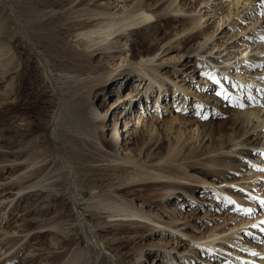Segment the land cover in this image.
<instances>
[{"label":"rangeland","instance_id":"obj_1","mask_svg":"<svg viewBox=\"0 0 264 264\" xmlns=\"http://www.w3.org/2000/svg\"><path fill=\"white\" fill-rule=\"evenodd\" d=\"M138 1L140 0H91L88 4L99 5L107 12L116 13L113 16L118 17V12H125ZM170 1L156 0L155 3V0H143V3L150 2L149 5H152L153 9H162ZM176 3L184 5L183 12H174L173 7L158 11L170 17L167 24L163 22L158 24L164 26L165 34L178 35L182 41L187 34H190L189 31L178 33L182 29L181 23L189 17L188 15L207 13L202 20L200 19L203 23L200 29L207 28V30L215 29L218 17L225 16L224 21L226 22H221L218 30L206 44L208 48L214 46L211 52L199 58L207 61L210 56L222 61L217 71L225 73L237 82L239 88L235 91L236 100L245 105L242 107L245 111L250 110L259 114L260 118L255 117L254 121H264V83L261 82L264 80V14H262L264 5L260 3V0H176ZM6 8L0 3V242L18 234L16 229L12 228L16 227L19 230L29 222L35 223L38 219L45 220L41 222L43 227L34 228L31 232L23 230L25 232L19 235L26 236L25 239L14 243L15 246L12 243L8 244L7 247L12 249L6 253L0 249V264H17L29 257L35 258L36 263H45L43 258L52 256L53 253H67L59 264H79L69 261L72 253L82 250L87 253L89 250L87 251L84 235L78 229L76 222L78 218L88 224H93L95 231L103 227L113 228L112 233L103 234L104 236L94 235V239L104 245L103 251L108 256L107 261L115 264L118 251L113 250L109 243L129 238L127 233L118 234L117 230L126 227L134 229L139 227L140 223L150 222L146 220L139 222L138 219L126 220L122 217L111 218L107 213L109 209L103 210L104 207L94 206L93 203L110 194L121 198L119 199L121 202L129 201L134 207H140L144 197L126 195L119 197L120 194L117 195L115 189L158 181H173L191 186L194 189L195 198L176 190L169 202L164 203L163 199L159 204L158 198L151 199L152 203L149 204L146 212L149 213L151 209V217L160 215L162 219L170 220L171 215L168 214L171 213V206L179 201L178 208L190 217L189 222L192 223V226L190 224L183 226V221H181L179 229L193 231V236L197 239L192 240L178 231L154 224L157 228L145 232L146 239L139 245L143 250V256L135 263L141 261V264H241L243 260L254 264H264V253L248 256L247 250L243 248L236 250L235 247L226 246L227 250L210 246L213 239V236H210L212 233L216 234L226 230L217 236L220 237L216 240L218 242L221 241V237H227L230 233L246 232L248 242L252 246L255 244L252 250L263 249L264 252V231H261L264 227L259 226L261 224L264 226L262 223L264 222V204L261 203L264 201V145L252 148L254 152L250 157H242L234 152L247 147L242 141L239 144H236L237 141L234 142L232 153H217L216 156L221 155L220 157L242 159L241 163H236L232 168L212 165L202 156V159H190L187 162L170 165L162 164L158 168L148 169V172L144 168H136L120 159L121 154H125L124 150L115 154L103 149L107 154L103 157L96 150L100 147L93 149L83 146L82 152L85 154V160L76 163V160L69 159L70 173L81 185L75 181L76 185L71 190L66 187V177L60 162L66 157L62 147L66 146L67 142L62 139L56 140L55 136H52V130L53 128L66 129L64 128L66 118L75 112L78 106L82 104L83 107L87 103L85 99H81L84 91L80 88L81 85L100 73L92 75L87 71H76V64H73L75 62L71 59L75 57L74 52L54 58L48 46L40 42V37L30 40L23 35L20 28L15 27L14 21L6 18L7 12L10 13ZM3 9L6 11L4 12ZM192 9H195L194 12ZM187 10H190L189 14L185 13ZM227 14L229 17H226ZM152 21L150 23H154V20ZM134 27L136 26L131 28ZM63 36L64 34L58 30L50 34V37L56 38ZM158 36L161 37L156 34L155 38ZM249 36L252 38L250 47L253 48L252 51L250 48L246 51L248 43L243 42V39ZM77 39H72V43L68 46L75 47L74 42ZM202 39L203 36L196 41H191L187 48ZM32 40L36 47L29 44ZM141 42L146 43L145 40ZM235 45L238 47H234ZM128 47L125 45L121 47L122 51L115 52L114 49H119L118 45H114L112 51L117 54L115 57L105 56L102 51L89 55L85 53L84 59L86 60L84 61L92 67L103 66L115 71V63L125 55L124 53L119 56L120 53ZM182 49L183 46H181ZM176 52L173 51L170 54ZM166 56L168 54L165 52V54L157 55L156 59ZM194 56L195 53L183 55L182 59L177 62L178 69H173L169 64L160 66L161 79L168 88V99L163 101L157 99V88L155 86L151 88L149 81L142 82L140 86L138 82L133 83L136 80L132 77L133 73L131 79L125 84L116 82L112 85L106 84L105 90L97 93L93 100L96 108L102 111V118L98 119L104 123L101 127L102 138L107 139V132L116 124L120 132L114 135V139L120 138V143L122 137L126 140L129 132H124L129 127L132 133L130 138H133L137 128L143 125L144 118L149 123L155 121L160 131L163 151L167 147V141L173 138L172 134L169 135V132L165 130V126L163 127V123L170 118L179 116V114L185 118L186 123L182 125L185 134L181 143L185 142L186 147L194 142L192 134L196 127H199L200 131L207 130L208 124L206 123L210 120H213L214 127L223 123L225 120L221 112L223 106L216 101L217 87L209 79L210 72L204 73L203 71L208 68L205 64L202 66L201 62L198 63ZM226 65L233 69L232 73L235 75L221 69ZM121 68L123 67L119 69ZM166 77L173 79V82L165 79ZM174 83L187 88L188 96L185 103V97L184 95L180 97L181 94L180 98L175 101L176 103H171L174 96ZM137 93L142 95L143 99L134 100V104L128 105L131 96ZM202 101L208 102L207 107L199 106ZM167 102L169 104L165 107ZM104 110L107 111L103 112ZM211 111L215 114L214 117H209ZM139 115L142 117L140 118ZM56 116L58 118L54 123L53 118ZM262 130H264V125L259 126L253 133ZM75 136L78 144L81 145L85 136L77 133ZM258 137L263 140L264 132ZM207 138L204 137L201 141L202 150L205 148L204 145L209 143ZM95 141L98 142V140ZM84 169L88 182L104 180L102 191L99 193L92 191L88 183L82 187ZM154 175L161 177L155 178ZM20 186L24 188L19 189ZM155 189V187L151 188V194ZM218 192H223V195ZM47 203L48 209L38 210L42 204ZM237 203H239L238 206ZM243 209H252V212L249 214ZM236 224H238L237 228L228 229ZM211 229L214 231H210ZM8 230L11 233H8ZM60 236H65L67 239L66 246L62 244ZM25 242L28 244L25 245ZM197 245L210 246L213 254L203 253L201 248H196ZM172 247H175L171 251L172 256L176 257L175 261L169 255L164 254ZM20 249L21 251L15 255ZM136 249L138 248L131 245L127 251L133 253ZM182 255L185 257L181 258ZM92 257L96 264L100 262L103 255ZM236 258L238 260L234 263L233 260ZM34 261L32 263H35ZM108 262L102 264H109Z\"/></svg>","mask_w":264,"mask_h":264},{"label":"bare ground","instance_id":"obj_2","mask_svg":"<svg viewBox=\"0 0 264 264\" xmlns=\"http://www.w3.org/2000/svg\"><path fill=\"white\" fill-rule=\"evenodd\" d=\"M89 1L91 0H0V3L5 8L6 6H8V8L6 9H8L10 13L7 12L6 18H9L10 21H14L15 27L18 29L20 28L23 31V35H25V37L29 38L30 40L32 38L35 39L37 37H40V42H43L48 46V48L55 56L54 58H58L60 57L59 55L66 53L68 54L69 52V54H73L74 52L75 57H72L71 59L73 60V62H75L73 64H76V66H74L76 67V71L78 72L87 71L92 75H94V73H100L98 75H94L93 78L89 79L88 81H85L84 83L82 82V85L80 84L82 87H79L84 90L81 94V99H85L87 103L83 107L82 104L78 106L76 111L71 113L66 118L64 122V128L66 129L58 130L53 128L52 130V136H55L56 140L62 139L63 141L67 142L66 146L62 147V151L66 157L62 158V161L60 162V166L63 169L66 177V187L71 190L73 186L76 185V182L78 183V185H81V183L75 180L73 174L70 173V160L74 159L77 163L86 159L85 154L82 152L83 146L93 149H96V147H100L102 151L100 148H97L96 150H98L100 155L103 157L107 155L103 151V149L109 150L112 153L114 152L115 154H118L121 152V150H124L125 154H121L120 159H122L124 162H127V164L129 163L133 165L136 168H144L145 171L148 172V169L158 168V166H161L162 164L170 165L171 163L174 164L177 162H187L190 159H202V156H204L209 162H211L212 165L232 168L233 165L239 163L240 161H242V159L239 157H220L221 155H216L223 154L225 152H233L234 142L236 141V144H239L240 141H242V143L244 142L247 146L246 148H244V150H240L237 152L234 151L237 155L242 157H250V155H252V153L254 152L252 148L258 145H264V139L262 140L260 139V137H258L262 132H264V130L258 131L255 134L253 133L255 129L257 130V128H259V126L264 125V121H254L255 117H257L258 119L260 118L258 116V113H253L250 110L245 111L242 107L234 106L239 104V102L235 98V91L236 88H239V86L237 85V82H234V78L226 75L223 72L217 71V67L220 63H222V61H220L219 59H214L210 56L207 58V61H203L199 58L200 56L211 52V49L214 47L213 46L208 48L206 47V44L218 30L221 22H226V20L224 21V15L218 17V20H216V28L211 30H207V28L200 29V27L203 25L201 20L207 15V13H202V15H188L189 17L184 19L181 23L182 29L178 33L189 31L190 34H187L185 36V39L182 41L178 37V35L171 36L165 34L164 26L158 24L159 22L166 23L170 20L169 16L158 11L173 7V9H171L174 12H183L184 5L182 3H176V0H171L165 5L164 8H158L159 10L153 9L152 5H149L150 2L146 4L143 3V0H140L134 3L132 7L130 9H127L125 12H118V17L113 16L116 13L107 12L105 8L96 5L95 3V5L88 4ZM192 10L194 12L195 9ZM5 11L6 10H4V12ZM55 11L58 12L56 13ZM189 11L190 10L184 12L188 13ZM226 17H229V14H227ZM17 20L19 23L17 22ZM152 20H154V23H150L153 22ZM132 26L136 27L131 28ZM57 30L63 33L64 36L60 38L50 37V34L53 32H57ZM19 32L20 31H18V33ZM156 34L161 35V37L158 36L159 38H155ZM202 36L203 39L201 41L195 42L193 45L187 48V45H189L191 41H196L202 38ZM74 38L77 39L74 42L75 47H72V45L71 47L68 46L69 43H72L71 41ZM251 39L252 38L250 36L243 39V42L248 43L245 48L246 51L252 46ZM142 40H145L146 43L141 42ZM32 41L29 42V44L32 47H36L34 40ZM114 45H118L119 49H114L115 52L122 51L121 47H124L125 45L129 46L127 50L123 49V52L120 53L119 56H122L124 53L125 55L122 56L119 62L115 63V71L103 66L92 67V65L90 66V64L85 63V53H88L89 55L97 51H102L105 53V56L115 57L117 54L112 51ZM181 46H183L182 50ZM234 47H238V45H235ZM252 50L253 48H250V51ZM173 51L177 52L175 54H170ZM165 52L168 54V56L156 59L157 55L165 54ZM190 53H195L194 57L198 61V63L201 62L202 66H204L205 64V67L208 68V70H203L204 73L210 72L209 77L214 76L221 82L220 86H217L213 83L212 84L217 87V92L223 91L225 94L224 96L217 95L216 97L217 103L223 106V110L221 111L223 112L222 115L225 118L223 123L219 124L217 127H214L213 120H210L206 123L208 124L207 130L203 129L202 131H200L199 127H196L194 129V134H192L194 142L186 147L185 142L181 143V141L183 140V135L185 134V129L182 128V125L186 123L185 118L180 114L179 116L170 118L163 123V127L165 126V130L169 132V135L172 134L173 138H170V140L167 141V147L166 149H163V151V146L160 143V131L159 128H157V126L155 125V121L149 123L144 120V118L143 125L141 126V128H137L133 138H130V135L132 133H130L129 127L126 128L124 132H129L126 140H124V137H122V141L120 143V138L114 139V135L120 132V130L117 129V124L114 125L109 130V132H107V139L102 138L101 127L104 124L100 121V118H102V111L96 108L93 100L96 97L97 93L105 90L106 84L112 85L114 84V82H116L117 84H125L128 80L131 79V75L133 73L132 77L136 78L133 83L138 82V86H140L142 82L149 81L151 83V88L154 86L157 88V99L161 101L166 100L168 99V88L165 87V83L161 79L162 75L160 74V66L163 64H169L172 65L173 69H178L177 62L182 59L183 55H189ZM127 57H129V60L127 59ZM210 63H214L215 65L212 66ZM120 67L123 68L119 69ZM221 69H223V71L227 70L229 74H234L232 73L233 69L227 65L221 67ZM165 79L173 82V79L169 77H166ZM261 82L264 83V80ZM173 90L174 96L171 103H176L175 101L183 95L185 97V103V99H187L188 96L187 88L174 83ZM180 94L181 96L179 97ZM137 99L142 100L143 96H140L139 93L135 94L134 96L132 95L131 99L128 102V105L134 104V100ZM168 104L169 102L165 104V107H167ZM202 105H205L207 107L208 102H200L199 106ZM107 110H104L103 112ZM214 115L215 114L212 111L211 113H209V117H214ZM139 116L140 118L142 117L141 115ZM57 118L58 116L53 118L54 123H56ZM75 133L85 136V138L82 139V146L78 144V139L76 138ZM103 134L105 133L103 132ZM204 137H208L207 140L209 141V143L207 145H204L205 148L204 150H202L200 148V144H202L201 141L204 139ZM95 140H98V142H96ZM260 140H262V142ZM85 173L86 170L84 169L82 171V177L84 176V179H82V187L84 186V184L88 183L92 191L96 193L102 191L104 180L98 179L93 182H88V179L85 178ZM154 177L158 178L161 176L154 175ZM20 187L19 189L24 188ZM153 187H155L156 189L154 190V193L151 194V188ZM176 190L195 198L194 189L191 186L178 184L173 181H158L147 182L138 186L132 185L123 187L121 189H115V193L117 195L120 194L119 197H121V195L130 197H144L140 207H134L129 201L121 202V200H119L121 198H117L116 196L110 194L101 197L98 201H95L93 203L94 206L104 207L103 210L109 209L107 212L108 217H122L123 219L126 218V220L138 219L139 222L140 220H146L150 222L140 223L139 227H136L134 229L126 227L121 230H117L118 234L127 233L129 238L120 242L109 243L110 247L113 250L118 251V256L115 264H141V261L135 263L136 260H139L143 256V250L140 249L139 245L146 239L145 232L147 230H153L157 228V226L167 227L173 231H178V233L180 232V234L188 236L192 240L197 239V237L193 236V231H181L179 229L181 226L179 222L181 221H183V226L190 224V217L178 208L177 204H179V201L176 205L171 206V213H167L169 216L171 215L170 220L162 219L160 215L151 217V209H149V213L146 212L149 208V204L152 203L151 199L158 198L159 204L162 203L163 199L164 203L169 202ZM218 193L223 195V192ZM217 196L219 195L217 194ZM217 196H215V199H217ZM8 204L9 203H7V205ZM238 204L239 203H237V206ZM48 207V203L42 204V207L38 208V210L43 211L45 209H48ZM43 220L45 219H38L37 221L35 220V223L29 222L19 230H17L16 227L12 228L16 229V233L18 234H15L16 236L13 235L8 237L7 239L2 240V242H0V249H2L1 251L6 253L10 249H12L7 247L8 244L12 243L13 245L18 241L25 239L26 236H20L19 234H23L25 231L31 232V230L34 228L43 227V225H41V222ZM76 222L78 224L79 231L82 232L85 237L87 243V251H89L87 253L84 250L78 252L74 251L70 256L69 261L73 263L78 262L79 264H95L92 256L97 255L100 257L101 255H103V258L100 260V262L96 264L108 262L106 259L108 256H106V253L103 251L105 248L104 245L101 242L95 240L94 235L110 234L112 233L113 228L103 227L98 231H95L93 224H88L82 221V219L80 218L76 219ZM35 224L37 225L35 226ZM154 224L157 226H155ZM259 226L264 227L263 224ZM237 227L238 224L231 226V228L228 229L231 230ZM210 231H212V229ZM225 231L226 230L220 231L216 234L212 233V235L210 236H213V239L210 242V246L227 250L228 248L226 246H232L233 248L235 247L236 250H240L241 248H243L247 250L248 256H251L252 253H264L263 249H260L258 251L252 250V247H255V244H253L252 246V244L248 242L246 232L230 233L227 235V237H221V241L216 242V240L220 239V237L217 236L224 233ZM7 232L11 233L10 230H8ZM60 238L62 240V244L66 246L65 241L67 239L65 238V236H60ZM3 241L6 242L4 243ZM27 244L28 243L25 242V245ZM131 245L138 248L136 249V251H133V253H129V251H127V248H129V246ZM149 245L153 246V244ZM190 245L192 244L190 243ZM210 246L203 247L202 245H197L196 248H201V251L205 254H213V249ZM21 247H23V245ZM24 248H26V246ZM173 249H175V247H172L171 250H166L164 254L169 255L172 260L175 261L176 257L174 255L172 256L171 254V251ZM19 251H21V249L18 250L15 255H17ZM66 254L53 253L52 256H46L43 258L45 263H36L35 258L29 257L25 258L24 261H21L17 264H59L66 257ZM131 257L133 258L131 259ZM184 257V255L181 256V258ZM67 259L65 260L67 261ZM236 260H238V258L233 260L234 263ZM33 261L35 263H32ZM108 263L113 264L111 262ZM242 263L254 264L241 260V264Z\"/></svg>","mask_w":264,"mask_h":264},{"label":"snow or ice","instance_id":"obj_3","mask_svg":"<svg viewBox=\"0 0 264 264\" xmlns=\"http://www.w3.org/2000/svg\"><path fill=\"white\" fill-rule=\"evenodd\" d=\"M260 3L262 5H264V0H260ZM264 14V13H262ZM209 79L211 80V82L213 84H216L217 86H220L221 85V82L219 80H217L214 76H210ZM217 95L218 96H224V92L221 91V92H217ZM251 99V97H249ZM234 106H239V107H244L245 105L243 103H239L238 105H234ZM230 203H235L234 201H229ZM262 204H264V201H261ZM243 211H245L246 213H249L251 214L252 212V209H243ZM264 223V222H262ZM253 227H257V225H253ZM261 231H264V229H261ZM252 255H256V253H252Z\"/></svg>","mask_w":264,"mask_h":264}]
</instances>
